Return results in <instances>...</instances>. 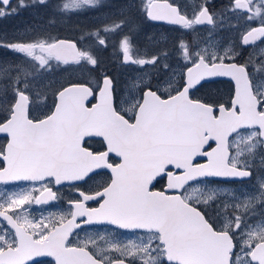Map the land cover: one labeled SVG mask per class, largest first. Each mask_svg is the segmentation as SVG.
<instances>
[{"label":"snow or ice","instance_id":"6c2138e0","mask_svg":"<svg viewBox=\"0 0 264 264\" xmlns=\"http://www.w3.org/2000/svg\"><path fill=\"white\" fill-rule=\"evenodd\" d=\"M48 3L0 0V18ZM104 7L61 0L56 9ZM115 8L77 41L0 39L22 57L0 63V184L29 185L0 191V264H264V47L242 51L264 45V0ZM142 19L180 35L141 52ZM220 32L238 42L217 40ZM130 65L137 75L121 88L114 66ZM61 69L80 76L53 82ZM218 78L230 81L227 99L198 95ZM102 171L109 178L88 188ZM65 185L77 197L65 211L33 216V205L60 201L53 189ZM121 230L132 236L120 239Z\"/></svg>","mask_w":264,"mask_h":264},{"label":"rangeland","instance_id":"374dc122","mask_svg":"<svg viewBox=\"0 0 264 264\" xmlns=\"http://www.w3.org/2000/svg\"><path fill=\"white\" fill-rule=\"evenodd\" d=\"M56 3V0H53ZM120 0H106V3L108 5H111V7H104L103 9L97 11V10H84V11H80V12H76V13H69L67 15H62L57 13V9H56V5H59L61 3V0H59L52 9H49V13L48 15H53V17H47V15H45V13L47 14L48 12H46L44 9L41 11H39V7H36L35 9V13H34V18H31V20L29 22H27L28 17H23L21 16L20 12H22L23 10L28 14V8H23L20 9L18 14L16 15H9L6 18H3L2 21L5 22V24L1 27V28H6V34L8 35L7 40L9 42L14 41V40H18V39H32L36 36H51V37H56L57 34L55 32L51 33L48 29V26L50 25L51 21H54V19H61L63 20H69L68 23L73 24V21L75 19H79L82 18L83 16H85L84 19L89 20V22L93 21V22H98V21H103L105 22L106 18L115 14L116 8L115 5L117 3H119ZM13 3L15 4V1H13ZM50 3V0H49ZM59 3V4H58ZM183 3L185 4H189L190 0H183ZM214 3L217 5V9L219 10V7L223 6L224 4L228 3V0H214ZM223 3V4H222ZM39 13V14H38ZM38 14V15H37ZM82 16V17H81ZM16 17L17 22H15L13 20V18ZM1 21V22H2ZM0 22V23H1ZM27 22V27L25 26ZM102 22V23H103ZM140 26L143 29L139 30V35H138V39H137V47L141 50V52H151L152 50L157 49L156 47L147 49L148 47L154 46V45H160V46H164L166 44V42L168 41H163L161 40V36H165V37H170V38H175L177 35H180L179 32H177L175 30V26H171V25H163V24H155L150 22L149 20L146 19H142L140 22ZM68 29L64 30L67 33H76L78 36L80 35L78 33V30H83L84 28L75 24L72 26H69V24H67ZM76 26H79V29H75ZM100 26V25H98ZM97 25L93 27L96 28L98 27ZM42 28H45V32L42 33ZM73 28V29H72ZM34 30H39L37 35H33L34 34ZM11 33V35H10ZM32 33L31 36H29ZM200 36L202 38L207 37V29H201L200 30ZM216 39L219 41H222L224 43H227L229 40H236L238 42V37L237 34L235 32L232 33H228L225 36L221 35L220 33L217 34ZM142 43V44H140ZM262 47V46H260ZM253 52H258L259 51V47H256L254 49H252ZM109 54H107L108 57ZM22 57L20 56V54H16L13 52H10L7 49L4 48H0V63H19L21 62ZM126 71L128 72L130 70V75L126 76V81H130L132 77L137 75V71H136V66L134 65H130L125 67ZM129 69V70H128ZM72 76H80V73L74 72L72 70L69 71H64L63 69L61 70H57L54 71L52 73L51 79L53 82H65L67 80L70 79V77ZM121 81V80H120ZM123 82V80H122ZM123 82V83H125ZM125 87L121 86V88ZM208 86H206L204 89H207ZM212 88H220L221 89V93H225L227 86L221 84V85H212ZM203 90H201L200 93H202Z\"/></svg>","mask_w":264,"mask_h":264},{"label":"flooded vegetation","instance_id":"af4514ba","mask_svg":"<svg viewBox=\"0 0 264 264\" xmlns=\"http://www.w3.org/2000/svg\"><path fill=\"white\" fill-rule=\"evenodd\" d=\"M223 4V3H222ZM7 17V16H6ZM5 17V18H6ZM3 18H0V22L2 21ZM176 27V26H175ZM230 32H220L221 35L225 36L226 34H228ZM232 33V32H231ZM264 47V45H260L259 42H257V47ZM150 48V47H149ZM252 49H254L252 46H249L247 48H244L243 51V55L245 56V58L248 56L249 53H252ZM115 71H120L118 69H116ZM123 75L124 73H122L121 71L119 72V76H117V80L120 83V87L124 86L125 81L122 82L123 79ZM70 79H74V78H70ZM69 79V80H70ZM121 80V81H120ZM225 85L227 86L226 92L225 93H221V89L220 88H212L211 86L213 85ZM207 89H202L203 92L202 93H198V95L201 96H205V95H211L213 98H219V97H223L224 99H227V92L229 90L230 87V81H228L227 79H220V80H216L214 83H210L208 85ZM205 86V87H206ZM119 91V89H118ZM49 104H51V98L49 100ZM49 111L48 108H44L39 112H34L33 115H41L43 112H47ZM6 137L3 134H0V145H3L4 143H6ZM92 147H98V144L96 142H91ZM3 165L0 164V167H2ZM109 173L107 171H102L101 175L99 176H94L93 180L89 181L88 184V188H95L96 186H98L99 184H102L104 181H106L109 178ZM255 184V181H253V185ZM28 182H12L8 185H3L0 184V191H4V190H8V191H19L21 189H26L28 187ZM157 189L159 190L160 188L163 187V182H161V184H158ZM229 187L233 188V189H244V190H249L250 186L247 184H239V183H233L231 185H229ZM59 191V195L62 197V199L58 202H51L47 205H33L32 206V214L33 216L36 217H40V216H47L49 215L50 212H59V211H65L68 208V204L67 201L71 200V199H75L77 198L75 193L71 190L70 187H68L67 185L65 186H57L54 187V191L57 190ZM91 206H95L94 203L90 202ZM97 230H102V229H107L110 228V226H96ZM81 235H83V233H81ZM117 235L119 236L120 239L122 240H126L128 238H130L132 236V233L125 231V230H121L120 232L117 233ZM37 259H41V260H45L48 261L51 258H47V257H42V258H37Z\"/></svg>","mask_w":264,"mask_h":264},{"label":"trees","instance_id":"16d2710c","mask_svg":"<svg viewBox=\"0 0 264 264\" xmlns=\"http://www.w3.org/2000/svg\"><path fill=\"white\" fill-rule=\"evenodd\" d=\"M59 0H56V3L58 2ZM53 0H50V3H48V6L47 7H45V6H34V7H28V14L23 10L22 12H20V14H21V16H23V17H28V20H27V22H29L30 20H31V18H34L35 19V17H34V13H35V9H36V7H39V11H41V9L43 10H45L46 12H48L49 11V9H52L53 8V6L56 4ZM59 4V3H58ZM57 6V5H56ZM39 14V13H38ZM37 14V15H38ZM48 14H50L49 12L46 14L45 13V15H47V17H53V15H48ZM82 17V16H81ZM85 18V16H83L82 18H80L79 19V21H78V19H75L74 21H73V24H71V23H68L69 22V20H61V19H54V21H51L50 22V25L48 26V29H49V31L51 32V33H53V32H55L56 34H57V36L56 37H65V38H71V39H74V40H78L79 38H80V36L82 35V33H84V32H86V31H90V30H93V27L94 26H98V25H101L102 24V22L103 21H98V22H93V21H91V22H89V20H87V19H84ZM13 20L15 21V22H17V20H16V17L15 18H13ZM27 22H26V24H25V26L27 27ZM5 24V23H4ZM3 24V25H4ZM67 24H69V26H72V25H75V24H77V25H79V26H81V27H83L84 29L83 30H78L79 29V26H76L75 27V29H77L78 30V33L80 34L79 36L76 34V33H67L66 31H64L65 29L67 30L68 29V26H67ZM3 25H0V39H5V40H7V37H8V35L6 34V28L4 27V28H1ZM73 29V28H72ZM140 29H143V28H141V26H140ZM38 31L39 30H34V34L33 35H37V33H38ZM45 32V28H42V33H44ZM10 35H11V33H10ZM32 35V33L29 35V36H31ZM24 39H25V37H24ZM8 41V40H7ZM140 44H142V43H140ZM107 54L108 53H106V58H107ZM114 75H116V74H114ZM79 76H76L75 77V79L76 78H78Z\"/></svg>","mask_w":264,"mask_h":264},{"label":"water","instance_id":"95a60500","mask_svg":"<svg viewBox=\"0 0 264 264\" xmlns=\"http://www.w3.org/2000/svg\"><path fill=\"white\" fill-rule=\"evenodd\" d=\"M156 22H163V21H156ZM63 39H67V38H63ZM68 40H72V39H68ZM74 41V40H73Z\"/></svg>","mask_w":264,"mask_h":264}]
</instances>
